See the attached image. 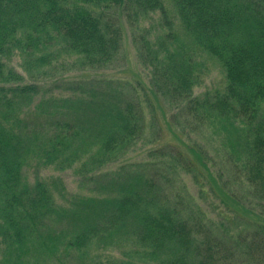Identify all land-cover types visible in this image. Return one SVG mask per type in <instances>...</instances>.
<instances>
[{"label": "trees", "instance_id": "16d2710c", "mask_svg": "<svg viewBox=\"0 0 264 264\" xmlns=\"http://www.w3.org/2000/svg\"><path fill=\"white\" fill-rule=\"evenodd\" d=\"M168 2L180 33L164 0H0V264H264V0ZM119 11L162 17L132 36L149 94L53 79L115 65ZM200 53L224 78L196 95ZM157 110L177 144L155 146ZM29 167L72 170L88 193L29 183Z\"/></svg>", "mask_w": 264, "mask_h": 264}, {"label": "rangeland", "instance_id": "374dc122", "mask_svg": "<svg viewBox=\"0 0 264 264\" xmlns=\"http://www.w3.org/2000/svg\"><path fill=\"white\" fill-rule=\"evenodd\" d=\"M164 5L166 6V9L170 12V19L172 21V24L174 25L176 30L180 33V28H178V20L175 17L172 7L168 0H164ZM116 16L120 18L122 24L124 25V32H123V41H122V47L120 51V55L115 62V65L106 69V70H100V71H70L65 72V69H58L54 73L53 79L58 81H68V80H80L83 78H99V79H112L122 82H127L130 84H133L137 87V90L141 87L144 88V90L149 94V77L147 74V71L138 63L136 55H135V49L132 43V36L139 34L143 35V33L150 29L152 32L159 33L161 32L162 28V17L159 14V12L149 13L144 19H140L135 27H131L125 18L122 17L120 14V11L116 13ZM197 59H199V62H202L203 65V84L195 89V94L200 95L205 90H211L216 87H219L223 83V71L222 67L215 63L213 60L205 56L204 54L200 53L197 56ZM64 67L68 70L69 65V59L65 58ZM19 61L15 57L11 65L17 70L21 71L19 67ZM64 75V76H60ZM63 86V85H62ZM51 86H48V84H45L42 88L45 90H50ZM148 88V89H147ZM61 88H59L60 90ZM141 91V90H139ZM57 92V91H55ZM158 113V120L160 122V125L162 127L163 132V138L155 144V146L165 145L167 143L177 144L175 135L170 131L169 124L167 122V118L163 117L162 113L157 110ZM154 146V145H153ZM152 147L151 145L142 146L139 145L137 149L130 153V157L128 158L131 163H136L144 160L146 158V151L148 148ZM25 172V177L29 183H34L37 179H42L46 177H57L62 180V183L65 187V193L68 194H87L88 193V186L87 184H82L80 179L74 175L72 170H67L64 172H57L52 168H38V169H31L28 168ZM184 182L186 183V186L189 190L192 192L195 190V187L193 188L191 184V179L189 177L184 178ZM202 183V182H201ZM203 189L206 188V185L202 183ZM90 189V188H89ZM113 255L118 256L117 252H113Z\"/></svg>", "mask_w": 264, "mask_h": 264}]
</instances>
